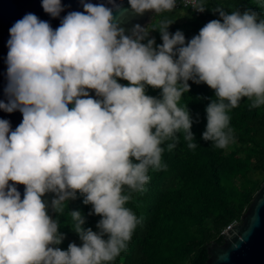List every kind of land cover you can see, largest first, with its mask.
<instances>
[{
  "label": "clouds",
  "instance_id": "obj_1",
  "mask_svg": "<svg viewBox=\"0 0 264 264\" xmlns=\"http://www.w3.org/2000/svg\"><path fill=\"white\" fill-rule=\"evenodd\" d=\"M190 2L205 11L202 0ZM81 3L83 12H69L55 30L32 13L9 29L8 102L0 109L19 110L23 120L12 131L0 119V264H110L126 251L141 219L125 205L146 191L149 169H166L162 145L171 141L172 151L181 133L190 149L197 147L187 105L180 106L189 80L215 92L202 139L217 148L234 143L228 113L243 98L251 108L264 106V18L257 12L218 7L221 19L187 44L165 20L157 29L163 43L154 48V39L141 42L147 31L140 25L125 35L113 14L121 10L116 0H108L112 8ZM128 3L136 14H159L173 11L177 0ZM42 7L54 18L63 11L61 0H42ZM146 86L162 89L161 97L147 95ZM16 184L25 186L23 199ZM48 192L56 194L52 207L60 214L82 194L89 215L102 217L98 231L84 228L81 213L72 211L82 245L55 247L64 237L42 201Z\"/></svg>",
  "mask_w": 264,
  "mask_h": 264
},
{
  "label": "trees",
  "instance_id": "obj_2",
  "mask_svg": "<svg viewBox=\"0 0 264 264\" xmlns=\"http://www.w3.org/2000/svg\"><path fill=\"white\" fill-rule=\"evenodd\" d=\"M202 2L205 11L192 10L193 25L205 26L211 20L221 19L215 11L218 7H223L229 14L236 9L242 14L251 9L264 18L261 0ZM173 15L172 11L155 13L152 20H172ZM168 31L175 34L179 30L171 24ZM180 32L185 37V44L199 34L195 27ZM127 84L128 81L124 83ZM188 84L190 91L182 96L180 106L187 105L193 121V143L197 147L190 149L181 133H177L180 139L172 151L167 149V143L171 141L162 145L165 149L162 163L166 169H149L146 191L133 193V199L125 205L141 219V223L134 230L127 250L110 264H203L206 258L204 244L210 240L221 242L219 232L239 218L264 179V106L251 108V101L243 98L239 106L228 113L237 147L226 151L202 139L207 125L206 108L215 99L214 90L191 80ZM161 92L162 89L146 86L147 95L160 98ZM84 198L77 192L75 199L66 201L62 214L53 210L52 219L58 222V232L64 237L55 247L66 251L71 243L82 245L72 228V211L81 213L84 228L98 231L96 225L102 217L89 215L92 206L84 204Z\"/></svg>",
  "mask_w": 264,
  "mask_h": 264
},
{
  "label": "water",
  "instance_id": "obj_3",
  "mask_svg": "<svg viewBox=\"0 0 264 264\" xmlns=\"http://www.w3.org/2000/svg\"><path fill=\"white\" fill-rule=\"evenodd\" d=\"M93 4H104L112 8L108 0H86ZM120 5V11L113 8V14L125 35L133 36L136 25L144 26L150 22L154 11H145L142 15L131 10L128 0H116ZM63 11L59 17H52L43 10L42 0H0V101L8 102V96L4 89L7 85V41L10 38L9 29L24 15L32 13L41 21H46L55 30L61 24L64 16L71 11L83 12L81 0H61ZM89 95L96 98L95 91L89 90ZM74 107L70 104L69 108ZM0 119L10 123L14 131L22 123L23 115L19 110L8 113L0 109ZM12 184L13 182H9ZM21 199L24 197L25 186L16 184ZM57 198L55 193L48 192L42 197L47 205V214L52 219V200ZM228 226V227H226ZM219 233L221 242L210 240L204 244L206 258L203 264H264V179L251 195L244 206L238 221L228 223ZM233 245H238L233 247ZM221 257H225L221 259Z\"/></svg>",
  "mask_w": 264,
  "mask_h": 264
},
{
  "label": "rangeland",
  "instance_id": "obj_4",
  "mask_svg": "<svg viewBox=\"0 0 264 264\" xmlns=\"http://www.w3.org/2000/svg\"><path fill=\"white\" fill-rule=\"evenodd\" d=\"M172 12H174V15L172 16V21H174L172 24L176 27L177 30L179 31H185L186 29H191L193 27H195L196 29H198L200 31V29L203 27L202 25H193V11L190 9H185V8H178V9H174ZM162 18H156L153 19L151 18L150 22H148L145 26H144V30L147 31V36H145V38L141 41L144 44H147L149 39H154L155 40V44L153 45V47H157L162 45L163 41L161 38V34L160 32L157 30L162 21ZM126 82V80H122V79H118V83H121L122 85H124V83ZM237 147L236 143H230L228 145L227 148H225V150H230V149H235ZM253 178V176H251ZM235 221H238V219H236Z\"/></svg>",
  "mask_w": 264,
  "mask_h": 264
},
{
  "label": "built area",
  "instance_id": "obj_5",
  "mask_svg": "<svg viewBox=\"0 0 264 264\" xmlns=\"http://www.w3.org/2000/svg\"><path fill=\"white\" fill-rule=\"evenodd\" d=\"M178 8H189V9L193 10L194 12H198L192 7V3L190 2V0H177L175 9H178ZM198 13H200V12H198ZM233 222H235V221H232L230 223H233ZM226 227H228V226H226Z\"/></svg>",
  "mask_w": 264,
  "mask_h": 264
}]
</instances>
